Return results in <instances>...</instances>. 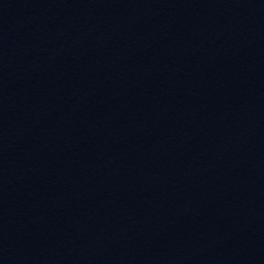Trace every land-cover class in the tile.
Masks as SVG:
<instances>
[{
	"label": "water",
	"instance_id": "1",
	"mask_svg": "<svg viewBox=\"0 0 264 264\" xmlns=\"http://www.w3.org/2000/svg\"><path fill=\"white\" fill-rule=\"evenodd\" d=\"M0 264H264V0H0Z\"/></svg>",
	"mask_w": 264,
	"mask_h": 264
}]
</instances>
